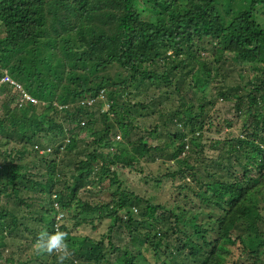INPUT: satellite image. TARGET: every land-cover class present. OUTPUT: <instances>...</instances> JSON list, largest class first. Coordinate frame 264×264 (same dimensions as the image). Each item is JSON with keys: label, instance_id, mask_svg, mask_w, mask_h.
<instances>
[{"label": "trees", "instance_id": "trees-1", "mask_svg": "<svg viewBox=\"0 0 264 264\" xmlns=\"http://www.w3.org/2000/svg\"><path fill=\"white\" fill-rule=\"evenodd\" d=\"M1 29L0 69L8 71L0 76V96L12 130L0 129V261H8L5 238L18 231L35 242L49 227L67 234L72 255L64 264H110L113 253L122 264H226L234 245L240 256L233 264H258L264 252V0H0ZM204 44L210 57L201 55ZM231 63L248 68L246 80L242 74L240 83L225 80ZM168 75L174 93L132 101L140 82L169 85ZM5 76L12 83L1 82ZM207 89L214 93L209 98ZM21 92L45 104L20 103ZM215 93L231 104L240 134L214 141V158L197 168L189 163L198 153L193 141L212 125L208 105H216ZM170 95L178 97V109L141 130L137 120L161 113ZM162 126L169 130L164 144ZM115 130L127 158L121 145L114 150ZM10 143L20 149H8ZM71 153L77 160L66 183L60 166ZM158 157L179 162L160 178L178 180L175 200L183 205L169 209L120 187L118 167L135 169L141 159ZM104 181L116 186L109 202L96 195ZM201 206L218 217L203 222ZM75 209L76 229L110 224L98 239L71 238L66 220ZM25 218L40 226L28 228ZM123 234L128 244H121ZM57 256L52 253L50 264Z\"/></svg>", "mask_w": 264, "mask_h": 264}, {"label": "rangeland", "instance_id": "rangeland-1", "mask_svg": "<svg viewBox=\"0 0 264 264\" xmlns=\"http://www.w3.org/2000/svg\"><path fill=\"white\" fill-rule=\"evenodd\" d=\"M2 29L0 30V37L3 36L2 34ZM205 50L201 52V55H203L204 58L210 57V52L208 51V44H204ZM227 73L225 74V80L226 81H233L236 83H240L239 75L242 74L244 76V80H246V77L248 76V68H243L240 65H237L235 63H231V65H227L226 67ZM246 70V72H244ZM8 70H1L0 69V76L2 73L7 72ZM163 71L161 69H157V73H162ZM171 80L170 84H162L158 83L157 85L154 83H149L147 84V81H142L141 87L138 88L139 90V96L134 98L132 97V101L135 100H140L142 97L146 98V101L150 102L153 100H158L161 99V96L164 92H173L174 93V85L173 82H175L174 79H172L171 75H168L166 80ZM158 86H160V90L158 91ZM131 91H135V86L131 88ZM208 92L209 94L207 95V98L211 97L214 93H211V90L208 91V89L205 91ZM215 102L216 105L211 109L210 105L209 106V112L212 120V125H208V127H205V129L202 132H198L196 134V140L193 141L194 144L193 146L198 149L197 154H193L191 157V160L189 163L191 164H201L197 166V168H202L203 165L207 163V161L210 158H214V153L215 151L211 150L212 143L216 140H223L225 136L231 132L233 135H239V118L236 117L234 110L229 103V101L224 100L220 96L216 95L215 93ZM130 99V100H131ZM178 97L174 98V95H170V98L167 100H163L162 105L160 107L161 113L152 115L153 117H146L145 119H139L137 120L139 123V126L141 127V130L153 126L155 123L156 119L158 118L159 114H162L163 116H166L167 113H172V111H175L178 109V102H177ZM3 100L4 97L0 96V129L8 133L12 130L9 124L7 123L5 117H4V105H3ZM196 100V99H194ZM193 101V99H192ZM197 101V100H196ZM206 101V100H205ZM108 107L106 106V109ZM154 109V113L158 112V107L156 106ZM183 110L185 108H182ZM104 110V108H103ZM193 111H197V108H193ZM186 114V112H185ZM98 115V114H97ZM192 116V114H191ZM227 123L231 124L230 127L226 125ZM99 126H97V129H100V122L98 123ZM140 129V128H139ZM176 129V128H175ZM180 129L179 126H177V130ZM140 130L139 133H135V136L142 135L143 132ZM160 134L159 136L162 138L161 140H158L160 144H164L165 141H167V130L163 126L159 128ZM170 131H174L173 128L170 129ZM119 135L118 142L115 143L114 150L118 151L117 144L122 146L123 150V156L124 158H127V147L123 143L122 136L120 133H118L116 130L113 133V136ZM202 135V136H201ZM4 135L0 133V142L2 141V138ZM84 139V135H82L79 139V141ZM164 139V140H163ZM45 140V141H44ZM88 140V139H86ZM90 140V139H89ZM201 140V142L199 141ZM169 143L175 145L173 143L172 139L168 140ZM41 142L46 143L45 137L42 139ZM154 144H159L157 141H152ZM192 142V143H193ZM201 145H200V144ZM81 144V143H80ZM82 145V144H81ZM21 145H16L14 143L8 144V149L10 150H19ZM5 148V147H3ZM174 149V147H172ZM81 149V146H80ZM186 150H188V147H185L184 153L179 157V158H184V155L186 153ZM203 150L201 153L200 151ZM213 151L210 153L209 151ZM209 152V153H208ZM52 153V152H51ZM51 153L45 155L47 162L52 158ZM81 154V153H80ZM83 155V153H82ZM61 157V155H58ZM77 160L74 158L73 153L69 154L67 157H63V163L64 166L61 164V168L65 170L66 177L64 182L71 183L69 180V176L72 173V168L73 162ZM25 162L28 164V162H32V159L29 156L25 157ZM70 164V165H69ZM135 164V163H134ZM135 169H122V168H117V177L120 181V187L124 190H127L128 192H133L137 196H140L144 199L150 200L151 202L155 204H161L164 205L167 208H174L176 207V203L183 205V202L178 199L176 202L175 200V195H176V190L174 189L173 185H176L178 183V180L172 181L171 177H166L161 179L160 176L171 173L179 167V162H173V161H167L165 157H158L155 162H145L144 159H141L140 162L136 163L134 165ZM68 167V168H65ZM137 169H142V172H139ZM37 170V169H36ZM35 171V170H32ZM38 171V170H37ZM159 181V182H157ZM102 187L104 188V191H101L99 193H96L97 196L101 197L104 199L105 202H109L112 197L113 193L116 190V186H108V181L102 182ZM93 190V189H90ZM97 190V189H96ZM38 195V193H36ZM24 197L30 198L33 197L34 191L33 192H28V193H23L22 194ZM11 206H14L15 204L12 202ZM4 204V203H3ZM38 204V203H36ZM37 207V205H35ZM204 208L203 206H201ZM17 208V207H16ZM20 211L23 212L24 215L28 214L29 209H23L20 208ZM196 212V211H195ZM76 214V209L71 211L69 218L66 220V227H67V232L69 233L68 235L71 238L77 237V238H82L85 236L91 235L95 239H98L103 232L105 231V228L108 227L110 224V221H103L102 223L95 222V225L97 226L96 229H92L90 226H81L76 229L74 227L75 221L72 219L71 216ZM212 215V217H218V213L215 209L213 208H204L200 212V220H205L203 222H206L208 220V217ZM26 219V218H25ZM201 222V223H203ZM24 223L28 226L30 229H36L37 227L40 226L39 222L34 223L30 219L24 220ZM49 229V227H45L44 230ZM17 232L16 237H7L4 240V246L1 248L2 251V256L3 258L8 261L1 260L0 264H50L52 262V253L51 254H40L36 251L34 244L32 240V236L27 235L26 233L23 232ZM16 234V233H15ZM14 235V234H13ZM75 238V239H77ZM121 238V244L125 245L128 244V238L126 234H123ZM78 240V239H77ZM231 255L227 259L226 264H233L235 260H237L240 256V250L238 245L231 246ZM58 254L56 252H53V254ZM149 258V257H148ZM12 260V263L10 262ZM108 260H111L110 264H122V259H118V261H115V254L113 253L111 256V259L109 258ZM137 263L139 260L136 261ZM80 263V262H79ZM258 264H264V252L260 255Z\"/></svg>", "mask_w": 264, "mask_h": 264}, {"label": "clouds", "instance_id": "clouds-1", "mask_svg": "<svg viewBox=\"0 0 264 264\" xmlns=\"http://www.w3.org/2000/svg\"><path fill=\"white\" fill-rule=\"evenodd\" d=\"M24 94L28 95L27 93L21 92L20 103L22 104H30L33 106H41L45 104L34 98L32 95H28V96L32 100H34L35 103L26 100L23 96ZM105 110H108V108ZM34 247L36 251L40 254H45V253L51 254L53 252L58 253L57 264H64V261L70 258V256L72 255L67 244V234L64 231H60V230H54L52 232H49L47 230H42L37 236Z\"/></svg>", "mask_w": 264, "mask_h": 264}, {"label": "built area", "instance_id": "built-area-1", "mask_svg": "<svg viewBox=\"0 0 264 264\" xmlns=\"http://www.w3.org/2000/svg\"><path fill=\"white\" fill-rule=\"evenodd\" d=\"M1 82H9V83H12V81L10 80V78H9L8 76H5L4 78H2ZM103 94H104V93H101V94H100V98H103ZM23 96H24V98H25L26 100H29V101L35 103V101L32 100L28 95L24 94ZM22 100H23V97H22ZM92 103H93V101L88 102L89 105H91ZM61 217H62V216L59 215V216L57 217V219H60Z\"/></svg>", "mask_w": 264, "mask_h": 264}]
</instances>
